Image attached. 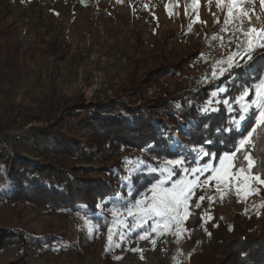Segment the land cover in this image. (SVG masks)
I'll use <instances>...</instances> for the list:
<instances>
[{
	"label": "rangeland",
	"instance_id": "rangeland-1",
	"mask_svg": "<svg viewBox=\"0 0 264 264\" xmlns=\"http://www.w3.org/2000/svg\"><path fill=\"white\" fill-rule=\"evenodd\" d=\"M226 3L227 0L218 7V0H0V15H5L6 21L18 23L23 31L22 45L14 63L6 66L0 62V120L16 117L18 110L37 113L40 117L26 121L17 116L18 121L11 129L0 132V151L3 146H16L36 160L62 163L58 156L35 154L32 146L25 142L34 127L47 126L46 119L59 115L62 106L75 104L78 107L81 102L119 97L133 107L155 111L144 102L158 95L163 85H147L142 100H139L129 84L130 74L139 60L143 67H150L157 57L171 56L176 60L197 46L203 47L191 70L198 75L192 89L198 91L201 86L214 84L213 93L223 87L218 81L229 69L245 67L250 72V60L246 58L236 57L231 68L227 63L230 53L239 47L241 53L246 50L244 32L247 29L242 26L241 19L236 20L238 10L232 18L227 16ZM244 4H250V14L255 16L256 24L264 28L261 0H249ZM226 19L230 20L228 25L224 24ZM242 19L248 21L250 18ZM224 28L228 30L223 31ZM205 33L217 38L205 40L201 45ZM219 48L225 49L223 56H218ZM259 49L264 51V48H257L251 60L258 58L256 51ZM220 68L226 69L224 75L213 76ZM223 93L212 95L204 102H219ZM255 100L254 95L251 101ZM249 102L248 96L242 101ZM168 104L159 109L166 110ZM238 106L241 109V105ZM165 119L168 120L164 115L158 121ZM183 124L189 128L187 123ZM89 150L96 152V149ZM123 153L124 160L119 163V168L124 171L126 193L111 203L108 213L113 220L103 228L81 209L51 213L41 207L29 209L23 202H0V225L33 230L42 239L36 248L28 249L26 256L17 246L6 247L0 254V264H180L182 256L191 248L186 228L188 215L181 214L183 223L179 225L186 231L177 232L178 226L173 222H158L159 217L134 220L124 211L125 205L134 198L139 200L143 195L149 203L154 196L158 197V193L149 191L151 184L134 197L137 183L133 180L138 174L155 173L160 176L158 179L165 181V187H171L172 178H168L164 162L160 167H145L140 160L141 151ZM202 159L203 156L197 158V166H203ZM106 163H113V159ZM208 163L217 172L208 170L182 175L199 182L207 179V183L201 185L206 209H218L228 215L234 211L249 213L260 209L263 199L257 192L258 182L249 180L246 191L238 169L229 168V175L224 177L219 161ZM100 165L101 161L88 164ZM0 167L5 172L1 158ZM90 173L97 174L92 170ZM139 179L142 182L145 177ZM253 187L255 190L251 191ZM5 188L11 191V180ZM3 189L0 188V193ZM195 192L189 198V205ZM187 211L189 213V207ZM150 226H155L157 231L147 232ZM109 228L113 232L111 241ZM146 232L148 238L140 239ZM51 233L63 235L64 239L50 245L43 243Z\"/></svg>",
	"mask_w": 264,
	"mask_h": 264
},
{
	"label": "trees",
	"instance_id": "trees-1",
	"mask_svg": "<svg viewBox=\"0 0 264 264\" xmlns=\"http://www.w3.org/2000/svg\"><path fill=\"white\" fill-rule=\"evenodd\" d=\"M5 18L0 15V62L9 66L20 51L23 31L18 23ZM211 39L212 34L205 33L200 44ZM202 52L203 47L197 46L176 60L171 56L157 57L150 67H143L140 60L135 62L129 84L138 95L137 99L142 100L147 85H163L158 95L144 102L155 111L149 112L142 106L133 107L119 97L105 101L98 98L81 102L78 107L75 104L62 106L59 115L46 119L47 126L34 127L25 139L27 145L32 146V151L39 156H58L62 163L39 161L25 155L16 146H3L0 158L5 172L0 167V188L4 187L0 202H23L29 209L41 207L51 213L81 209L93 222L105 227L113 220L108 213L111 203L126 193L124 171L119 168V163L124 160L123 152L141 151L140 160L145 167H160L165 160L176 158L185 159L186 167L198 165L197 159L192 163L196 153L191 148L186 151L170 149V142L158 122L164 115L178 126L182 141L197 148L203 145L206 151L216 154L211 160L203 156L202 162L217 163L223 151L232 149L233 138L239 139L237 133L226 130L241 115L234 98L239 97L243 88H251L262 79L264 51L257 50L258 58L248 62L250 72L245 67H233L227 71L218 81L227 91L222 94L221 101L215 103L213 100L212 104L205 102L212 97L214 84L201 86L198 91L192 89L198 75L191 70ZM225 52L224 48H219L217 54L223 56ZM254 95L250 93L248 99L251 101ZM224 100L229 103H223ZM165 104H168L166 110L159 109ZM205 107L209 108L208 112L203 111ZM254 110L255 107L250 109L249 115ZM17 116L26 121L40 118L37 113L18 110L16 117L0 120V132L11 129L18 121ZM241 124L247 126L246 122ZM208 140L212 142L206 143ZM89 149H96V152ZM248 151L256 161L253 173H260L264 179V131L254 134ZM111 159L113 163L108 165L106 162ZM95 161H101L102 165L88 166ZM238 164L239 161L235 169ZM90 170L97 174L92 175ZM177 172L179 174L172 180L183 175L179 169ZM152 174L140 173L135 177L134 197L146 190L150 181L160 178ZM141 176L145 177L142 182L139 181ZM10 180L12 189L9 192L5 187ZM257 192L264 205V184L257 183ZM203 194L204 188H197L189 205L186 228L191 248L182 256L180 264H264V206L258 211H234L228 215L218 209H206V199L197 200ZM197 202L202 204L198 208L195 207ZM81 204L84 207H79ZM59 239L64 236L51 233L43 243L50 245ZM41 242L33 230L0 225V254L8 246H17L26 256L30 247L36 248Z\"/></svg>",
	"mask_w": 264,
	"mask_h": 264
},
{
	"label": "snow or ice",
	"instance_id": "snow-or-ice-1",
	"mask_svg": "<svg viewBox=\"0 0 264 264\" xmlns=\"http://www.w3.org/2000/svg\"><path fill=\"white\" fill-rule=\"evenodd\" d=\"M225 0H218V7L221 4H224ZM245 0H227V16L229 18L233 17L235 11H239V15L236 16V20H240L245 16H248V12L242 9V5ZM261 5L264 6V0H261ZM197 20H198V10H197ZM219 23V20L216 21ZM230 23L229 19L224 21L225 25ZM189 30H191V25H189ZM227 31V28L222 29ZM244 35L246 37L245 43L247 44L246 50L241 53L239 51L230 53L227 58V63L229 68L233 66V62L236 57L241 59L251 60L254 52L257 48H264V28L257 30L252 28L249 31H245ZM216 39L217 37H212ZM224 61H221L223 63ZM226 69L220 68L218 72L213 73V76L220 75L223 76ZM226 88H219L217 92H214L212 95L216 96L219 92H226ZM250 93H254L256 96L255 101H250L249 103H242L245 97L249 96ZM236 99V103L241 105V115L239 120H233L232 127L226 129L230 133H237L239 139L236 140L233 138V147L230 150L223 151L222 155L218 158L220 164V171L223 173V176L226 177L229 175L228 169L232 167H237L238 171L242 177V183L245 185L246 191H248V181L258 182L259 184H264V179L261 178L260 173H253V169L256 167V161L253 156L249 153L248 149L251 145L252 139H254V134L258 131H264V79H261L259 83L255 84L251 88H243L240 92V95ZM223 103L228 104V100H224ZM255 106V110L251 111L250 109ZM204 112H208L209 108L205 107ZM246 122L247 126L244 127L241 122ZM242 129V130H241ZM218 131H225V129H218ZM211 140L206 141V143H211ZM193 152L196 153L192 163L196 162V159L201 156H206L209 160L213 159L216 154L206 151L203 145L198 148H194ZM164 168L167 171L168 178L171 179L174 176H177L179 173L191 172L194 174L203 173L205 171L211 170L212 172H217V169L213 167L210 163L205 162L203 166L197 167H186L185 159H169L164 161ZM222 179L223 177H219ZM151 187L149 191L152 193H158V197L154 196L152 201L149 203L145 202L143 195L141 199L134 200L125 205L124 211L128 216H131L134 220L139 217L141 221L146 218H155L159 217L160 221L158 222H173L177 224V232L186 231V229L179 227L183 223L182 213L184 215H189L187 209L189 207V198L201 187L202 184L207 183V179L202 182H199L195 179L188 180L181 176L179 179L172 180L171 187H165V181L156 179L154 182L150 181ZM253 187L251 191H254ZM204 196L197 198L198 201L204 200ZM264 206V205H262ZM195 207H200L199 202L195 204ZM135 210V211H134ZM118 211V210H117ZM127 224V221H124ZM142 226V225H141ZM157 231L155 226H150L147 232ZM164 231V229H161ZM147 232L143 235H140V239H147ZM113 232L109 228V240H112ZM155 243V240L152 241Z\"/></svg>",
	"mask_w": 264,
	"mask_h": 264
},
{
	"label": "built area",
	"instance_id": "built-area-1",
	"mask_svg": "<svg viewBox=\"0 0 264 264\" xmlns=\"http://www.w3.org/2000/svg\"><path fill=\"white\" fill-rule=\"evenodd\" d=\"M2 100V91L0 88V101ZM168 111H171V109H169ZM168 120H160L158 121L162 127V130L165 134V136L168 138L170 144V149L171 150H176V149H180L181 151H186L189 150L190 147L181 140L180 137V133L177 132V127L173 124L170 123Z\"/></svg>",
	"mask_w": 264,
	"mask_h": 264
},
{
	"label": "bare ground",
	"instance_id": "bare-ground-1",
	"mask_svg": "<svg viewBox=\"0 0 264 264\" xmlns=\"http://www.w3.org/2000/svg\"><path fill=\"white\" fill-rule=\"evenodd\" d=\"M245 1L247 2V1H249V0H245ZM249 5H250V4H244V3H243V5H242V9H243V10H246V11L248 12V16H249V18H250V19H248V21H245V20L241 19L242 26H244V27L247 29V31H249V32H250V30H251L252 28H255V29H257V30H260V29H262L263 27H261V26H259V25L256 24L255 16H252V15L250 14V12H249ZM242 46H243V45H242ZM240 49H242V48L239 47V48L237 49V51H239ZM237 51H235V52H237Z\"/></svg>",
	"mask_w": 264,
	"mask_h": 264
}]
</instances>
